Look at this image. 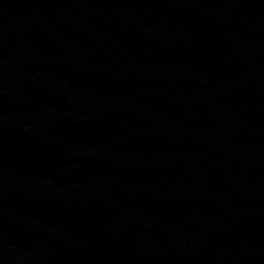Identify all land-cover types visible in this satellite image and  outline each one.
Instances as JSON below:
<instances>
[{"label": "water", "instance_id": "obj_1", "mask_svg": "<svg viewBox=\"0 0 264 264\" xmlns=\"http://www.w3.org/2000/svg\"><path fill=\"white\" fill-rule=\"evenodd\" d=\"M0 264H264V0H0Z\"/></svg>", "mask_w": 264, "mask_h": 264}]
</instances>
